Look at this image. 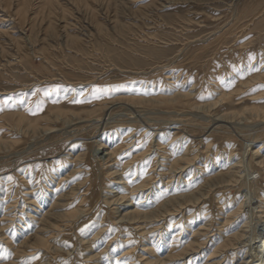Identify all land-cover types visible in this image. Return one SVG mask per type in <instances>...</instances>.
<instances>
[{
  "label": "rangeland",
  "instance_id": "obj_1",
  "mask_svg": "<svg viewBox=\"0 0 264 264\" xmlns=\"http://www.w3.org/2000/svg\"><path fill=\"white\" fill-rule=\"evenodd\" d=\"M119 178L149 180L122 205H182L146 240L116 236L118 205L102 201ZM263 199L264 0H0V264H204L218 228L264 229ZM77 208L54 230L38 222Z\"/></svg>",
  "mask_w": 264,
  "mask_h": 264
},
{
  "label": "bare ground",
  "instance_id": "obj_2",
  "mask_svg": "<svg viewBox=\"0 0 264 264\" xmlns=\"http://www.w3.org/2000/svg\"><path fill=\"white\" fill-rule=\"evenodd\" d=\"M104 112H107V114L109 113L110 111V108L108 109H103ZM221 116V115H220ZM125 117V116H124ZM137 118V117H136ZM107 119V118H106ZM214 120V119H213ZM218 121H221V118H218L217 119ZM96 121L98 122V119H96ZM101 121V120H100ZM106 121V120H105ZM89 122V121H88ZM103 122V120H102ZM222 122V121H221ZM96 123V122H95ZM99 124V123H98ZM217 124V123H215ZM174 126V125H173ZM210 128V127H209ZM160 137V136H159ZM100 144V143H99ZM183 148V147H182ZM254 148V147H253ZM102 149V148H101ZM103 150V149H102ZM99 151V149H98ZM249 152V151H248ZM254 154V153H253ZM115 153L114 151H110V152H107V150H103L101 152V156L99 158V161H101V163L103 162L104 164H107L109 162H112L114 160V156ZM244 155V154H243ZM246 157H249V155H247ZM240 164L241 163H244L243 162V157L241 156L240 158ZM181 160V159H180ZM188 161L187 158L184 157V159L181 160V162H177L174 164L175 167H178L179 165L182 164V162H186ZM116 164V163H115ZM186 164V163H185ZM245 164V163H244ZM247 165V163L245 164ZM250 165L252 166L253 163L252 161L250 162ZM100 167V165H99ZM110 167V166H108ZM131 168V167H130ZM121 169V168H120ZM181 169V168H180ZM183 169V168H182ZM114 170V169H113ZM131 171V170H130ZM240 171V170H239ZM257 172V171H256ZM124 171H121L120 170H115V172L112 173V175H123ZM182 173V172H181ZM134 174V173H133ZM253 174V173H252ZM255 174V173H254ZM258 174V173H257ZM256 174V175H257ZM237 175V174H236ZM255 175V176H256ZM255 176H253L255 178ZM175 177V176H174ZM232 176H217L216 178L213 179L214 182H217L218 180L219 181H224L226 180V178H230ZM257 177V176H256ZM253 178V179H254ZM256 179V178H255ZM119 180H121L119 183H117V190L119 191H108L109 192V195L108 196H105L106 198L102 201L103 204H107L111 207L115 206V205H118V207L116 208H113V212L112 213H115L116 214V219H107V218H104L103 217V221L105 220H108L110 224H108V229L112 227V225H114L116 228H117V233L115 234L116 236L118 235H125L122 231V228L126 229V231H134L136 232L140 237H142L143 239L145 238L148 239L149 235H151V232H153L155 230V227H153L154 225L160 223V222H163L165 221V223H162L161 226L159 227L160 229L162 228H165V224L167 223L168 221V218H170L172 216V211H174V209L176 207H181L182 204H180V198H170L168 200H164L162 202H160L157 206V208L155 207V209L153 210L151 207H148V208H151L150 210L148 211H139V208H140V204L139 202L138 203H130L129 205H122L123 202L127 201L128 198L127 196H129L130 194H132L133 192H142L144 190V188L149 184V180L146 179V180H143L139 183H135V184H132L130 185L128 181H126L127 179L126 178H119ZM257 180V179H256ZM123 181V182H122ZM86 182V181H84ZM136 182V181H135ZM162 183V182H161ZM212 183V182H211ZM85 184V183H84ZM83 184V185H84ZM119 185V186H118ZM155 185V184H154ZM164 185V184H163ZM170 186V182H168L165 186V190H162L161 188L158 189V191H153L155 196L158 198L160 194L166 192L168 190ZM80 187H83V186H80ZM176 187V186H175ZM210 187V186H208ZM171 188H172V185H171ZM178 188V187H177ZM80 189V188H79ZM124 190H126V194L124 193ZM153 190V189H152ZM119 193V194H118ZM149 193V192H148ZM250 193V192H249ZM80 194V193H79ZM87 193H84L83 195H86ZM111 194V195H110ZM149 195V194H148ZM163 195V194H162ZM175 195V194H174ZM154 195H152L153 197ZM194 196V195H192ZM82 198V197H81ZM80 198V200H81ZM143 198V197H142ZM163 198V197H162ZM182 198V197H181ZM184 198V197H183ZM188 198V197H187ZM87 199L86 197L83 198L82 200H85ZM89 199V198H88ZM110 199H113L112 201L109 202ZM139 199V198H138ZM156 199V198H155ZM195 199V198H194ZM148 200V199H147ZM256 200V199H255ZM264 200V199H263ZM263 200L260 201V205L259 207L257 206V209L259 208V211H256L257 212H254L256 214H259L260 216V219H264V202ZM54 201V200H53ZM60 201H64L63 200V195L60 196L59 199L55 200L54 203L52 204L51 208H59L62 206V204H59ZM188 201V200H187ZM35 201H30L29 204H32L34 203ZM248 200H245L243 201V203L241 204V206L245 203H247ZM254 202V201H253ZM256 203V202H255ZM28 204V203H27ZM249 204V203H248ZM33 205V204H32ZM146 205V204H145ZM254 205V203L252 204ZM85 208V207H83ZM253 208V207H252ZM255 208V207H254ZM39 209V208H38ZM111 209V208H110ZM129 209V210H128ZM30 210V209H29ZM86 210V209H85ZM123 210H128L126 211L123 215H121V217L119 218L118 217V214L123 211ZM205 210V209H204ZM83 209H80V208H77L76 210H74V212L71 213H68V214H51V213H44L39 219H38V222L41 226H43V228H49L50 229H53L54 228H58V226H56L54 224V222H58V221H61L62 218H67L71 221L75 220L78 218L79 214L80 213H83ZM37 213V212H36ZM39 213V212H38ZM253 213V212H252ZM42 214V213H41ZM40 214V215H41ZM194 214V213H193ZM105 215L107 217V213L105 212ZM104 215V216H105ZM239 217V216H238ZM30 218V217H29ZM33 219L36 218V215L32 217ZM194 218V217H193ZM250 218V217H249ZM248 218V219H249ZM20 219V218H19ZM189 219V218H188ZM12 220V219H11ZM47 220H51V224H48V225H44V223L47 221ZM64 220V219H63ZM187 220V219H186ZM204 220V219H203ZM241 220V219H240ZM259 220V219H258ZM13 221V220H12ZM23 221V220H21ZM1 222V221H0ZM62 222V221H61ZM158 222V223H157ZM254 221H252L253 223ZM37 223V222H36ZM264 223V222H263ZM70 224V223H69ZM3 224L1 223L0 224V232H3L5 227L2 226ZM98 225V224H97ZM233 225V224H232ZM231 225V226H232ZM256 225V224H255ZM258 225V223H257ZM198 226V225H197ZM241 226V225H240ZM253 226V225H252ZM230 226H222L221 228H218V234H217V238L215 240L216 242H214L215 244H213V241L212 240H208V242L206 243L205 242V245L203 246V244L201 243V246L203 248H205L204 250L205 251H208L209 249H211L212 246H216L215 249L213 250H209V252H211L208 256V259L206 260V262L204 264H223L221 263L223 260L226 264H231L235 261V252L237 251V249H239L240 247H244V245H246L247 247L251 246V249L248 248L247 252H246V256L244 258V262L242 264H264V229H260L258 231V234H253L252 236L249 235L248 238H245V234L244 233H229V231H227ZM251 227V226H250ZM41 228L40 230L37 231V234H36V241L38 242V244L40 245L41 248H48L49 247V239L45 238L46 234H43L41 235V232H44L42 231ZM62 228V227H61ZM170 231L172 230V228H175L174 227V222H171V225H170ZM241 228V227H240ZM251 228H254V227H251ZM251 228L250 229V233L251 232ZM257 228V227H255ZM215 229V228H214ZM233 229V228H232ZM238 229V228H237ZM157 230V228H156ZM165 230V229H164ZM205 228H202L200 230L197 231V233H195V236H200L202 231H204ZM212 230V229H211ZM167 234V236L169 237H174V233L170 232ZM243 231V230H242ZM253 231V230H252ZM103 232V231H101ZM99 232V234L101 233ZM162 232V231H161ZM254 232V231H253ZM59 233V232H58ZM213 233V232H212ZM255 233V232H254ZM135 234V233H134ZM157 234V233H156ZM54 235V234H53ZM120 235V236H121ZM100 236V235H99ZM111 236V235H110ZM210 236V235H208ZM56 238V237H55ZM58 238V237H57ZM118 238V237H117ZM165 238V236H164ZM199 238V237H198ZM99 239V238H98ZM116 239V238H115ZM7 240V239H6ZM118 240V239H117ZM152 240V238H151ZM174 240V239H173ZM220 240V242L218 243V241ZM129 241L128 237L127 239L124 241L125 244H127ZM197 241V240H195ZM1 242V241H0ZM60 243V242H59ZM115 243V242H114ZM195 242H192L191 244H189V246L187 247V250L189 249H192L194 248ZM197 243V242H196ZM245 243V244H244ZM113 244V243H112ZM207 244V245H206ZM4 245V243H3ZM38 245V246H39ZM174 245V244H173ZM157 245H155L154 247H156ZM200 246V247H201ZM245 246V247H246ZM198 247V248H200ZM246 247V248H247ZM106 248V247H105ZM196 248V247H195ZM48 251V250H47ZM103 251V250H102ZM115 251V250H114ZM133 251L134 249H131L129 250L126 255L127 256H130L133 254ZM144 252H147L149 254L151 253H154V252H157L156 248L155 250H152V249H149L148 246L146 245L145 249L143 250ZM186 249L184 250V253H185ZM204 251V252H205ZM104 252V251H103ZM116 252V251H115ZM142 252V251H141ZM143 252V254H144ZM44 253V252H43ZM232 253V254H231ZM182 254V253H181ZM172 255V254H171ZM144 256V255H143ZM206 256V255H205ZM238 256V255H237ZM146 257V256H145ZM172 257V256H171ZM174 257V256H173ZM244 257V256H243ZM93 258H97L96 256H94ZM123 259V258H122ZM130 260V259H129ZM128 259H124L122 261H129ZM147 260V264H155L154 262H152V260L150 259H146ZM96 261V260H95ZM94 261V262H95ZM102 261V260H101ZM122 261L118 260L116 261V264H118L119 262L121 263ZM191 261V259H190ZM99 263V262H98ZM103 263V262H102ZM106 263V262H105ZM109 264V263H108ZM125 264H129V262L125 263Z\"/></svg>",
  "mask_w": 264,
  "mask_h": 264
}]
</instances>
